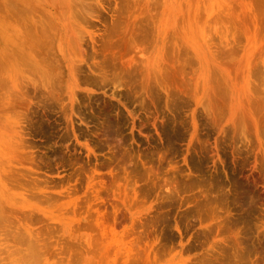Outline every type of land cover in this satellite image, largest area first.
Masks as SVG:
<instances>
[{
    "label": "rangeland",
    "instance_id": "obj_1",
    "mask_svg": "<svg viewBox=\"0 0 264 264\" xmlns=\"http://www.w3.org/2000/svg\"><path fill=\"white\" fill-rule=\"evenodd\" d=\"M0 264H264V0H0Z\"/></svg>",
    "mask_w": 264,
    "mask_h": 264
},
{
    "label": "bare ground",
    "instance_id": "obj_2",
    "mask_svg": "<svg viewBox=\"0 0 264 264\" xmlns=\"http://www.w3.org/2000/svg\"><path fill=\"white\" fill-rule=\"evenodd\" d=\"M34 256V255H33Z\"/></svg>",
    "mask_w": 264,
    "mask_h": 264
}]
</instances>
